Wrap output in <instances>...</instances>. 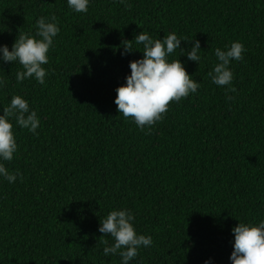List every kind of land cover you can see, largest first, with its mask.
Segmentation results:
<instances>
[{"label": "trees", "instance_id": "16d2710c", "mask_svg": "<svg viewBox=\"0 0 264 264\" xmlns=\"http://www.w3.org/2000/svg\"><path fill=\"white\" fill-rule=\"evenodd\" d=\"M90 0L76 13L67 0H0V45L11 51L36 20L56 17L46 82L17 83L19 63L0 61V114L19 95L40 120L38 134L13 120L17 152L4 162L23 179L0 178V264H120L103 255L99 222L130 210L150 235L130 264H231L239 222L264 220V0ZM139 28H138V27ZM140 31L198 40L201 61L173 53L200 83L170 102L163 119L140 131L114 103L130 74L123 42ZM38 38V37H37ZM240 42L231 87L208 73L216 48ZM192 41L180 47L189 51ZM147 133V134H146Z\"/></svg>", "mask_w": 264, "mask_h": 264}, {"label": "clouds", "instance_id": "9594fccd", "mask_svg": "<svg viewBox=\"0 0 264 264\" xmlns=\"http://www.w3.org/2000/svg\"><path fill=\"white\" fill-rule=\"evenodd\" d=\"M125 6L127 0H115ZM90 0H67V5L76 13H87ZM138 27V26H137ZM139 28V27H138ZM56 17H40L36 20L35 36L22 34L15 39L11 51L8 46L0 45V61L19 63L23 71L16 73L17 83L26 79H35L44 85L48 71L43 67L49 62V49L53 46L54 38L59 34ZM38 37V38H37ZM135 44L142 46L133 48L132 41L123 42L122 55H131L133 51L142 52V57L129 62L130 74L125 77V83L115 89L114 103L117 111L125 119L131 118L140 131L150 130L151 127L163 119L168 111L170 102H179L190 94H196L200 83L187 73L184 64L178 59L186 56L188 61L199 64L201 61V47L198 40L178 38L176 33H169L162 39L153 38L147 31H140L134 37ZM182 41H192L189 51L181 48ZM179 50L180 55L169 61V57ZM246 51L244 45L238 41L232 42L224 49L216 48L214 55L217 63L208 73L211 82L219 86H227L235 91L232 85L233 73L230 68L232 61L243 59ZM0 80V88L4 86ZM32 134H38L40 120L35 110H30L28 102L21 96H12L10 103L3 107L0 114V178L9 184L23 179L19 171L10 172L4 162H10L17 152L13 131V123ZM147 134V133H146ZM135 216L127 209L110 211L106 218L99 222L98 231L103 236H111L113 243H103V255L119 256L120 264H130L141 248L152 245L150 235L138 234L134 227ZM234 236L231 264H264V220L258 223L239 222L231 228ZM204 264H209L205 261Z\"/></svg>", "mask_w": 264, "mask_h": 264}]
</instances>
